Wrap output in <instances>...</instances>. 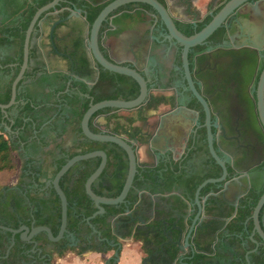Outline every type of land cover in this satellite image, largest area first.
I'll return each instance as SVG.
<instances>
[{
  "label": "flooded vegetation",
  "instance_id": "af4514ba",
  "mask_svg": "<svg viewBox=\"0 0 264 264\" xmlns=\"http://www.w3.org/2000/svg\"><path fill=\"white\" fill-rule=\"evenodd\" d=\"M80 1L82 2L81 6L75 2L73 3L83 12L87 19L89 12L100 5L111 3L114 0ZM157 1L165 6L174 18L178 29L184 35L192 36L206 27L229 0ZM2 5L3 3L0 0V6L2 7ZM63 6L66 7V5ZM1 7L0 10L2 9ZM65 15V13H62L58 17L62 18ZM111 18L114 19V27L124 29V32L134 33L141 31V24L149 22L150 28L147 30V34L155 32L157 36H169L162 27L156 12L144 4L134 3L126 5L115 11ZM2 19L3 15H0V21ZM82 27L84 32L85 24ZM109 33L110 31H108L107 36ZM61 34L64 37L60 54L69 55L71 60L57 55L48 37V62L49 65L54 66L56 71L50 73L48 67L46 70L44 69V73L40 77L44 84L59 88L69 85L72 90L79 92L85 98H89L88 94L82 93L83 86L81 84L85 77H89L88 83L91 86L89 90L94 91L96 94L118 96L121 100L133 95H139V93L136 94V89L139 88V85L132 78L108 72L100 67L99 74L96 73L92 63L86 62L89 57L88 53L81 46L76 30L72 25L63 27ZM258 35L262 40L264 39V0H252L234 11L204 45L197 46L190 52V69L194 75L196 88L201 95L206 97L211 107V120L215 127L213 132L216 135V142L220 145V148H218L220 149V155L229 165L230 177L235 178L237 176L232 169L233 165L241 171L252 169L259 161L261 165L250 171L249 177L242 180L243 185L231 186L224 196H220L223 200L220 201V205H222L220 209L213 213L212 210L207 211L206 219L198 228L195 240L197 248L195 250L187 248L186 253L176 261V264H256L253 257L255 253H251L248 256L249 261L246 257L247 253L256 247L254 244L255 247L253 249L250 248V243H253L250 240L253 230L248 232L245 227L248 234L244 237L242 233L231 232V228L235 226L234 224L240 217L242 209L250 205L253 195L264 188L263 186L259 189L264 185V130L260 125L256 106V89L261 72L264 69V44L262 48L254 47V43L258 44ZM0 48L4 49L8 55L19 54V47L15 44L0 46ZM179 49L180 56L178 60L179 64H181L179 71L184 79L182 48ZM73 64L74 71L79 76L78 78L70 75ZM16 65L17 63H12L10 67L14 69ZM96 67L98 66L96 65ZM137 67L148 81L153 97L148 99L143 107L137 109L138 114L135 117L121 118L117 116L118 114H114L106 129L93 126L95 133H101L102 131L118 133L129 142L137 139V146L140 151L143 149L146 151L147 144L152 142L154 134L161 136L164 131L170 130L181 135L183 140H175L173 142L174 155L163 160L157 156L156 160L152 159L151 165L154 167L149 170L144 168L146 164H142L144 167L139 168L136 178L143 183L144 188L160 183L163 179L170 178L175 180L176 184H180V186L195 188L196 192L203 182L208 179L219 178L222 174L221 168L209 153L204 106L188 90L182 92L178 88L173 89V86H163L178 84L181 80L180 75L174 78L171 77L166 81L157 75L160 68H150V75L158 76L152 79L146 76L139 66ZM7 75L9 74L0 72V98L5 95L7 90V87L2 85L3 80L1 77L3 76L4 78ZM73 98L75 97L72 96ZM27 103L31 104L34 113L32 115L25 113L23 121L32 132L27 136L26 141H21L20 136L24 127L20 129H14L13 127H15L16 120L20 116L21 108ZM63 104H68L69 106H67L72 110L76 109L70 103V100L66 102L59 96L53 102L54 116H60L61 111L59 109L63 107ZM38 108L39 106L33 100L27 96H21L20 98L17 97L16 105L8 109L7 114L0 109V133L8 134L12 140L20 141L21 147L18 152L24 156V165L17 181L10 186V189L0 194V225L13 228L11 226L14 225L16 218L19 225L13 229H19L22 226L38 227L32 221L36 215L43 214L45 217L51 215L49 211L45 210V204L48 205L52 199L51 192L53 187L50 184V181L54 178L52 172L57 168L61 160L69 158L71 152H80V149H78L80 143L88 140L83 134L74 132L76 136L70 148L58 142L60 138H56L55 144L53 142L50 143L49 120H46L48 111L46 110V115H44L41 108ZM75 115L76 113L74 114L72 111L71 116ZM97 117L93 119V122ZM59 130L60 127L57 126L54 133L59 132ZM77 135L80 137H77ZM94 143L95 151H104L108 156L106 168L98 178L99 181L96 187L98 189L101 187L106 188L110 193L114 192L122 170L119 171L121 168L119 166V156L122 153L125 160L128 159L127 154L115 144ZM68 149H72V151L68 152ZM94 159L98 162L99 167L101 159ZM140 163H142L141 160ZM216 170H218V174H216ZM80 171V169L74 171L72 184L75 183ZM143 187L136 190H142ZM211 188L212 185H209L202 192ZM214 192L219 193L220 190L214 188ZM18 203H21L20 206H18ZM25 216L31 218L24 219ZM122 220H124L123 217L117 221L120 222ZM111 222L112 219L110 220V228L112 230ZM123 227L122 230L119 229L120 233H131L126 226ZM151 227L152 224L149 228ZM91 229L92 232L88 236H84L87 239V243L96 241L94 235L97 236V241H105V238L101 237L102 235L94 232L93 228ZM0 231L10 233L1 229ZM143 231H146L147 235L141 242L142 247L145 246L148 249V252H144L145 258L151 256L149 264H174L177 256L176 247H165L164 251L170 254V257L165 256L162 258L160 251L164 241H160V239L155 244L150 243L151 236L142 226L135 230L134 237L145 234ZM10 234V236L5 237L4 241L6 251L0 250V264H51V262L53 264L54 256L59 255L61 249L55 246L56 243L64 241L66 245L72 247L85 245L82 243V234L77 236L73 233L75 240L67 236L55 243L49 241L46 233H41L45 234L46 237L40 240L41 234L34 237L33 242L23 241L21 234H16L15 237H13L12 233ZM17 237L23 242L20 252L15 247ZM257 237L255 238L257 239ZM244 244L248 245V249L243 261L241 253ZM261 246L264 245L261 244L258 252H256L259 255ZM14 256L18 258V262L12 263L10 259ZM25 257H27L28 261L25 260Z\"/></svg>",
  "mask_w": 264,
  "mask_h": 264
},
{
  "label": "water",
  "instance_id": "95a60500",
  "mask_svg": "<svg viewBox=\"0 0 264 264\" xmlns=\"http://www.w3.org/2000/svg\"><path fill=\"white\" fill-rule=\"evenodd\" d=\"M250 1L252 0H229L206 27L192 36H186L178 29L174 18L170 15L165 6L157 0H114L100 12L92 25L87 21L83 12L78 9L73 2L68 0H52L47 5L39 8L26 30L23 47V62L20 66L18 75L12 83L11 99L8 104H0V109L3 113L7 114V110L16 105L19 85L23 79L22 84L34 82L44 73V69L46 70L47 67L49 72L56 71L54 66L49 65L48 62V37L53 44L55 53L71 60L69 55L60 53L62 52L61 43L64 37L61 34V29L65 26L72 25L76 30L81 46L85 48L88 53V60L85 61L87 63H92L96 73L99 74L100 67L108 72L130 77L139 85V95L132 100L109 99L98 103H94L93 100H91L90 107L81 121L82 134L86 139L93 142L112 143L126 152L129 159V172L119 196L115 198L99 196L93 191L92 186L106 168L108 160L106 152L94 151L77 155L68 160L50 181V184L60 198L62 208L61 226L56 236L48 226L33 228L22 226L19 229H13L0 225V229L12 233L13 237H15L16 234H21V239L25 242H33L32 240L34 237L41 233H46L49 241L53 243L59 242L67 236L75 240V235L67 230L69 202L60 186V181L77 163L100 158L101 163L98 169L88 178L85 184L86 194L97 208V211L87 219V222L90 224L91 228H93L94 232L101 235V232L96 230L91 224V220L97 216L104 215L106 213L105 206H125V212L119 216H115L111 222L112 233L118 240V243H110L113 247H118L114 252L116 261L120 258L119 251L122 250V242H141L147 235V232L143 231L145 234H140L136 238L134 237V232L139 226H142L143 229L148 231V234L151 236L150 243L155 244L160 239V241H164L162 243V250L160 251L162 258L165 256L170 257V254L165 253V247H176L177 256L174 264L186 253L187 248L195 250L197 248V242L195 240L198 234V228L206 219L207 211L212 210L213 213L217 209H220L222 207L220 201H223L220 196H224L231 186L237 187L243 185L242 180L248 178L250 171L260 166L261 162H257L252 169H244L242 171L233 165L232 169L236 172L237 176L235 178L230 177L229 165L220 155V149H218L220 145L216 142V135L213 132L215 127L211 120V107L206 97L201 95L196 88L194 75L190 69L189 55L193 48L204 45L234 11ZM134 3L151 7L159 16L160 23L169 36H157L155 32L147 34V30L150 28L149 22L141 24V31L134 33L124 32V29L114 27V19L111 18V15L120 8ZM63 5H66V7ZM62 13L66 15L59 18L58 16ZM84 24L85 31L83 32L82 26ZM104 25H107V30L105 33H102ZM108 31H110V33L107 36ZM42 39L44 40L42 41ZM257 41L258 44L254 43V47L262 48L264 39L262 40L258 35ZM179 48H182L181 54L184 79L179 71L181 69V64H179L178 60L180 56ZM32 50L35 52V57L33 58L30 57ZM18 55L19 54L8 55L4 49L0 48V60H17ZM96 65L98 67H96ZM137 66L140 67L146 76L152 79L161 76L162 80L168 81L171 77L174 78L180 75L181 80L179 79L180 81L178 84L163 86H173V89L178 88L182 92L188 90L198 98L204 106L206 112L205 126L207 128L209 153L221 168L222 174L219 178H212L203 182L197 188L196 192L195 188L180 186V184H176L177 182L170 178L163 179L160 183L154 184L153 186L143 187L142 190L133 189L139 168L144 167L142 164H146L144 168L149 170L154 167L151 165L152 159L156 160L157 156L162 160L170 158L171 155L175 154L172 148L173 142L175 140H183L181 135L173 133L170 130L164 131L161 136L154 134L152 142L147 144L148 147L146 151L144 149L140 151L137 146V139L129 142L118 133H106L104 131L95 133L90 128V122L93 116L101 110H117L102 114L94 120V127L106 129L112 115L118 114L117 116L121 118H133L138 114L137 109L143 107L147 100L153 97L148 81ZM150 68H160L157 74L158 76H151ZM12 71L13 68H11L9 75L4 78L3 76L1 77L4 87H7L11 80ZM36 71H38L37 75H35ZM70 75L77 78L79 77L74 71V64ZM84 80L90 88V83H88L89 77H85ZM256 106L259 122L264 130V69L261 72L256 89ZM74 132L75 130L63 135V144H65L67 148L73 145V139L76 136ZM77 137L80 136L77 135ZM163 146L165 147L163 148ZM68 150V152L72 151V149ZM140 160L142 163H140ZM215 172L216 174L219 173L218 170ZM209 185H212V188L202 192ZM263 186L264 185L259 189ZM214 188L219 189L220 192L215 193ZM132 190L134 191V195L138 197V200L134 204L128 200V196ZM263 209L264 192L259 198L251 216L254 228L250 240L256 247L254 250L247 253L246 257L248 261V256L251 253H255L253 255L259 256V253L256 252H258L261 244L264 245V212L261 219ZM121 217H123L124 220L118 222L117 220ZM151 224L152 227L149 228ZM120 225L122 226L119 228ZM123 226H126L131 233H120L119 229L122 230L124 228ZM256 236L260 238V241L255 238ZM141 249L143 250V248ZM242 249L244 251L247 250L248 245L244 244ZM72 252L78 254L74 251ZM58 256L62 257L60 255ZM150 258L151 256L145 259L142 258L141 264H149Z\"/></svg>",
  "mask_w": 264,
  "mask_h": 264
},
{
  "label": "trees",
  "instance_id": "16d2710c",
  "mask_svg": "<svg viewBox=\"0 0 264 264\" xmlns=\"http://www.w3.org/2000/svg\"><path fill=\"white\" fill-rule=\"evenodd\" d=\"M2 5V11L0 10V15H3V19L0 21V46H8V45H17L19 47V55L17 60L13 59H6V60H0V72L4 73H10L11 67L10 64L17 63L16 67L12 71V78L7 85L6 93L3 97L0 98V103L7 104L11 99V87L14 79L18 75L20 71V66L23 62V47H24V40L26 35V30L29 27V24L34 17L37 10L48 3H50L52 0H1ZM72 2H75L79 6H81L82 2L80 0H69ZM109 3H105L103 5L98 6L93 11L89 12L87 15V19L92 25L100 12L108 5ZM4 12V13H2ZM107 25H104L102 28V33L106 29ZM30 57H35V52L32 50ZM38 71L35 72V75H37ZM23 82V80H22ZM20 83V85L22 84ZM82 93L88 94L90 97L84 99L82 102L80 99L73 98L70 100V103L75 106L80 111L76 112V121H75V132L80 133L82 135L81 130V121L86 113V111L90 107L91 100H93L94 103H98L104 100L109 99H119L118 96H111V95H101L96 94L94 91L89 90L88 88L83 87ZM139 93V88L136 89V94ZM137 95H133L129 98H124V100H132L136 98ZM21 96L18 95V98ZM82 102V103H80ZM116 109H104L100 112L96 113L91 122H90V128L92 131L95 132V129L93 128L92 122L95 117L101 114L109 113L112 111H115ZM27 113L28 115H32L34 113V109L31 106L30 103H27L25 106H23L20 110V116L16 120V125L13 127L14 129H20L21 127H24L22 130V135L20 136L21 141H26L27 136L31 134V129H28L26 124L23 121L24 114ZM95 143L90 140L82 141L78 147L80 149V152H71V155H69V158L63 159L59 162L57 168L52 172L53 177L56 176V174L59 172V170L68 162L69 159L73 158L74 156L78 154H87L90 152L95 151ZM21 147V142L17 140H12L10 136L5 133H0V175L1 176H7L4 174H12L11 172H15L16 168L18 167L17 159L15 157L18 153L19 148ZM121 168L119 181L117 184L116 189L114 192L111 193L107 191L106 188H97V182L98 179L95 181V183L92 186L93 191L99 195L104 197H110L115 198L119 196L121 193L123 186L126 182L128 172H129V161L128 159L124 160L123 154L121 153L119 156ZM98 167V162H96L95 159H90L87 161H82L77 163L74 167L71 168V170L61 179L60 186L64 193L67 196L69 207H68V225L67 230L69 232H73L77 236H80L82 234V243L85 245H80L79 247H72L69 245H66L64 241L56 243L55 246L60 247V253L59 255L62 256L66 251L72 250L79 255H83L87 252H99V253H108L110 251H116L118 247H113L110 243H118L117 238L113 235L112 230L110 228V220L113 219L115 216L121 215L125 212V206L121 205L118 207L115 206H105L106 213L101 216H97L93 220H91V224L99 231L101 232V237L105 238L104 242H101L100 240L97 241V236L94 235L95 242L87 243V239L84 236H88L92 232V229L90 228L89 223H87L86 219L91 217L96 211L97 208L95 207L92 200L89 198V196L86 194L85 191V184L88 178L96 171ZM27 168V167H26ZM76 169H80L79 176L75 179V183L72 184L73 174ZM122 174V175H121ZM13 176V175H12ZM4 181V180H3ZM0 181V194L4 193L6 190L10 189L11 185L5 180L4 182ZM143 187V183L139 179L136 178L134 182V188L133 189H139ZM12 192V191H11ZM264 192V188L253 195L252 202L249 206H245V208L242 209L240 212V217L237 219V222L234 224L235 226L231 228V232L234 233H242L245 237L248 232H251L253 230V221L251 219V216L253 214V210L261 197V195ZM51 200L49 204H45V210L49 211L51 215L49 217H45L43 214L36 215L35 218L32 219V221L35 222L36 226H48L51 228L53 234L56 236L60 230L61 226V201L57 193L55 192L54 188H52L51 192ZM128 200L134 204L138 197L134 195V191L132 190L131 193L128 196ZM21 203H18V206H20ZM264 209L261 214V218L263 216ZM31 218L29 216H25L24 219ZM18 221V220H17ZM16 218L14 225L11 226L13 228H17L19 223H17ZM249 221V223H248ZM31 222V221H30ZM248 230L246 232L245 230ZM10 233H3L0 231V250H5L6 247L4 246V241L6 236H10ZM46 237L45 234H41L39 237V240L41 238ZM258 240H260L259 237H257ZM17 243L15 247H17L18 252L21 251V245H23V242L20 241V239L17 237L16 239ZM110 242V243H109ZM250 248L253 249L255 245L253 243H250ZM144 252H148V249L144 246L142 247ZM120 254V251H119ZM246 256V250L242 251L241 258L244 261ZM256 264H264V246L260 248V255H253ZM25 257V260L28 261ZM12 263L18 262V258L10 259ZM52 264V262H51ZM109 264H116V258L113 257Z\"/></svg>",
  "mask_w": 264,
  "mask_h": 264
},
{
  "label": "crops",
  "instance_id": "0c3cea01",
  "mask_svg": "<svg viewBox=\"0 0 264 264\" xmlns=\"http://www.w3.org/2000/svg\"><path fill=\"white\" fill-rule=\"evenodd\" d=\"M51 71L50 73H54ZM42 74L31 83H24L19 86L18 95L27 96L29 99L33 100L36 105L41 108V111L46 115V110L48 114L46 120H49L50 128V143L55 144L56 138H60L58 142L63 143V135L75 130V121L76 115L71 116V113L75 114L79 109L72 110L67 105L63 104L60 116H54V106L53 102L60 98L66 100L72 99V96L77 97L82 102L84 101L85 96L79 94L75 90H72L68 85L67 87H54L47 84L41 80ZM82 86L89 89V85L85 80L81 82ZM80 102V103H82ZM45 109V110H44ZM42 114V113H41ZM40 117V115H39ZM60 127L59 132L56 131V127ZM52 147V146H51ZM53 148V147H52ZM51 152V151H50ZM122 244V250L120 251V258L116 261V264H141L142 258H145V253L141 249L142 243L138 241H124ZM114 257V251L108 253H99V252H87L83 255L75 254L72 250H68L64 253L62 257L58 255L54 256L53 264H108L109 261Z\"/></svg>",
  "mask_w": 264,
  "mask_h": 264
},
{
  "label": "rangeland",
  "instance_id": "374dc122",
  "mask_svg": "<svg viewBox=\"0 0 264 264\" xmlns=\"http://www.w3.org/2000/svg\"><path fill=\"white\" fill-rule=\"evenodd\" d=\"M16 156L17 157H15L18 161H17V164H18V167L16 168V170H15V172H11L12 174H4V175H7V176H1L0 175V181H9L8 183L10 184V185H12V184H14L16 181H17V179H18V177H19V175L21 174V172H22V167H23V165H24V156H23V154H21V153H17L16 154ZM46 156V155H45ZM47 157V156H46ZM13 175V176H12ZM3 181V182H4Z\"/></svg>",
  "mask_w": 264,
  "mask_h": 264
}]
</instances>
